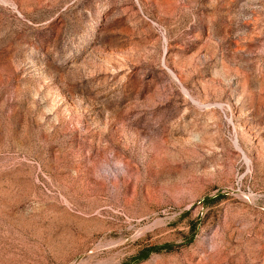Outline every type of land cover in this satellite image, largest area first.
I'll return each mask as SVG.
<instances>
[{"label":"rangeland","instance_id":"374dc122","mask_svg":"<svg viewBox=\"0 0 264 264\" xmlns=\"http://www.w3.org/2000/svg\"><path fill=\"white\" fill-rule=\"evenodd\" d=\"M0 264H264V0H0Z\"/></svg>","mask_w":264,"mask_h":264},{"label":"trees","instance_id":"16d2710c","mask_svg":"<svg viewBox=\"0 0 264 264\" xmlns=\"http://www.w3.org/2000/svg\"><path fill=\"white\" fill-rule=\"evenodd\" d=\"M168 247V246H167ZM156 249V247H152V248H148V249H145V250H142L141 252H140V254H139V259H144V258H146L147 257V255H148V253H149V251L150 250H155Z\"/></svg>","mask_w":264,"mask_h":264}]
</instances>
